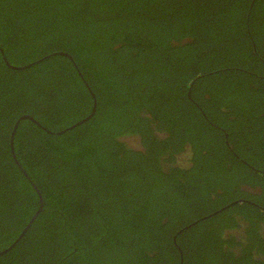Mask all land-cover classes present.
<instances>
[{"label": "trees", "instance_id": "16d2710c", "mask_svg": "<svg viewBox=\"0 0 264 264\" xmlns=\"http://www.w3.org/2000/svg\"><path fill=\"white\" fill-rule=\"evenodd\" d=\"M0 264H264V0H0Z\"/></svg>", "mask_w": 264, "mask_h": 264}, {"label": "rangeland", "instance_id": "374dc122", "mask_svg": "<svg viewBox=\"0 0 264 264\" xmlns=\"http://www.w3.org/2000/svg\"><path fill=\"white\" fill-rule=\"evenodd\" d=\"M223 64H215L212 66L213 67H218V66H222ZM230 79H228L227 83H229ZM210 83V82H208ZM214 121L212 122L214 125L218 126L216 123H218L215 119H213ZM125 140L127 142V144H129V146L135 148V149H141V145H140V137L138 135H129L125 138H122V140ZM187 157H188V153L185 150L184 153L180 154L178 156V162L180 165L186 166V162H187Z\"/></svg>", "mask_w": 264, "mask_h": 264}, {"label": "water", "instance_id": "95a60500", "mask_svg": "<svg viewBox=\"0 0 264 264\" xmlns=\"http://www.w3.org/2000/svg\"><path fill=\"white\" fill-rule=\"evenodd\" d=\"M13 68H19L18 66H13ZM93 112H94V110H93ZM23 117H29V116H23ZM19 121V120H18ZM16 125H17V123L15 124V126H14V129H15V127H16ZM14 131V130H13ZM12 137H13V133L11 134V141H12ZM24 233V232H23ZM23 233L19 236V238L12 244V246H14L18 241H19V239H20V237L23 235ZM11 246V247H12ZM10 248V247H9Z\"/></svg>", "mask_w": 264, "mask_h": 264}]
</instances>
